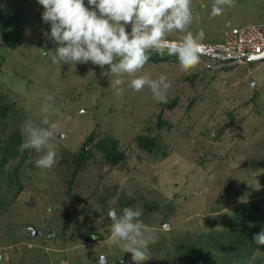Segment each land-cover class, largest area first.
<instances>
[{"label": "rangeland", "instance_id": "obj_1", "mask_svg": "<svg viewBox=\"0 0 264 264\" xmlns=\"http://www.w3.org/2000/svg\"><path fill=\"white\" fill-rule=\"evenodd\" d=\"M213 3L192 0L198 19L190 29L204 30L202 54L210 57L201 56L188 73L177 59L148 62L139 73L167 77L172 84L168 102L176 98L169 109L147 87L131 89L127 75L121 77L124 91L118 95L114 78L102 75L107 66L52 63L51 53L43 50L54 51L57 45L50 39V24L41 18L43 6L38 0H0L4 15L16 13L24 26L13 48L0 31V99L15 105L23 119L21 148L25 122L41 125L44 98L53 95L50 103L60 109L48 116L57 125L50 140L57 163L38 168L35 161L44 152L28 149L18 172L20 191L6 172L0 173V264H133L121 246L106 244L113 221L93 191L109 193L108 210L117 215L124 209L120 199L133 198L127 207L143 210V223L159 236L144 264H177L197 236L242 225L237 210L254 204L264 210V61L231 66L217 60L223 58L220 53L216 58L205 52L208 45L226 47L236 28L264 21V0H235L219 16L211 15ZM181 35L174 32L169 40ZM158 115L169 125L156 129ZM92 131L96 139L116 138L127 161L110 166L96 153L68 188L69 173L59 160L76 152ZM140 133L157 135L160 151L140 150L135 142ZM17 162L14 158L5 170ZM154 202L158 208L147 212L145 205ZM259 224L264 230V222ZM252 246L264 264V245L253 240ZM100 256L106 263L99 262Z\"/></svg>", "mask_w": 264, "mask_h": 264}, {"label": "clouds", "instance_id": "obj_2", "mask_svg": "<svg viewBox=\"0 0 264 264\" xmlns=\"http://www.w3.org/2000/svg\"><path fill=\"white\" fill-rule=\"evenodd\" d=\"M38 3L44 9L43 22L51 26L50 39L57 45L54 51L42 49L44 54L50 52L52 63L59 66L87 62L101 69L107 66L102 75L114 78L112 85L118 95L124 91L120 87L124 84L121 77L127 75L132 77L128 85L131 89L141 92L147 87L158 103L168 102L167 92L172 84L165 75L152 79L139 74L152 52L175 56L186 73L201 62L205 32L190 30L198 19L192 0H87L88 6L84 0H38ZM234 6L235 0H214L211 15L219 16L225 8ZM126 26H130V31ZM174 32L182 34L175 42L169 40ZM214 47L226 58L220 46ZM227 60L229 64L231 60ZM259 60L264 61V56L250 58L246 64L229 65L244 66ZM44 100L45 115L41 125L25 122L23 148L44 152L35 161L36 166L50 169L57 163L56 151L50 143L57 125L50 123L48 116L49 113L59 114L60 109L50 103L54 101L53 95ZM142 216V209L132 207L124 208L122 215L113 210L108 213L113 223L106 244L121 246L123 252L131 254L133 264H144L151 259L150 245L159 239L156 232L143 223ZM253 240L257 245H264V230L254 234Z\"/></svg>", "mask_w": 264, "mask_h": 264}, {"label": "trees", "instance_id": "obj_3", "mask_svg": "<svg viewBox=\"0 0 264 264\" xmlns=\"http://www.w3.org/2000/svg\"><path fill=\"white\" fill-rule=\"evenodd\" d=\"M255 23H264V21H257ZM22 24L23 21L19 19L16 13L6 17L0 8V31L9 48H13L19 41L21 33L24 30ZM208 46L214 47L215 45ZM215 50H207L205 52H209L208 54L215 53V57L217 58L219 52L217 49ZM149 55L148 62L154 63L177 59L175 56L167 54L160 56L155 52ZM204 55L207 57L211 56L201 54L202 57ZM227 59L221 58L217 60L227 62L228 64ZM228 65L223 66V69L227 70L229 68ZM175 104L176 98L165 103L163 106L171 109ZM18 112L19 110L16 109L15 105L6 102L4 99H0V173L6 172L7 179L18 186L16 191H20L21 188V184L18 181V172L23 167V163L26 162L28 155V149L21 148L22 134L19 123L23 119L20 118ZM17 116L21 120L18 121ZM163 125H169V123L161 115H158L155 123L156 129H159ZM135 142L140 150L147 153H156L161 149L157 135L140 133L135 136ZM96 153H99L103 163L110 166H117L119 163L127 161V154L119 148L116 138L104 134L96 139L95 131H92L76 152L63 154L59 160L69 173V179L67 180L68 188L72 186L76 175ZM14 158H18L17 164L9 168V170H5V166ZM230 183L226 185V190L229 189ZM107 194L102 193L97 195L94 191L92 192V195L96 196L100 208L106 213L108 220L111 221L108 217L110 206L108 199L110 194ZM120 201L122 204L121 210L134 204L133 198L120 199ZM145 206L147 212H150L158 208V203H149ZM235 218L242 225L235 224L225 230L208 231L203 234V237L197 236L189 246L185 249L183 248L184 252H180L181 257L177 264H261L262 257L255 255L256 250L252 245L254 234L262 231L259 223L264 222V210L259 205L254 204L252 208L237 210Z\"/></svg>", "mask_w": 264, "mask_h": 264}, {"label": "built area", "instance_id": "obj_4", "mask_svg": "<svg viewBox=\"0 0 264 264\" xmlns=\"http://www.w3.org/2000/svg\"><path fill=\"white\" fill-rule=\"evenodd\" d=\"M226 44V47L220 46V49L226 58H230L229 64H246L251 57L264 53V23L240 26L234 31L233 39ZM215 49L217 48L213 47L214 51ZM213 50L208 48V51Z\"/></svg>", "mask_w": 264, "mask_h": 264}, {"label": "water", "instance_id": "obj_5", "mask_svg": "<svg viewBox=\"0 0 264 264\" xmlns=\"http://www.w3.org/2000/svg\"><path fill=\"white\" fill-rule=\"evenodd\" d=\"M262 56H264V53H263V54H260V55H256V56H254V57H251V59H254V58H260V57H262ZM99 262H100V263H106V258H105L104 256H101L100 259H99Z\"/></svg>", "mask_w": 264, "mask_h": 264}, {"label": "flooded vegetation", "instance_id": "obj_6", "mask_svg": "<svg viewBox=\"0 0 264 264\" xmlns=\"http://www.w3.org/2000/svg\"><path fill=\"white\" fill-rule=\"evenodd\" d=\"M100 257H101V256H100ZM100 257H99V259H100ZM99 259H98V260H99Z\"/></svg>", "mask_w": 264, "mask_h": 264}]
</instances>
